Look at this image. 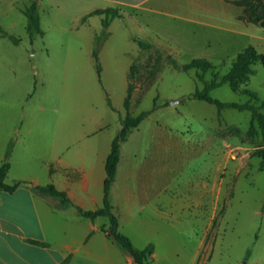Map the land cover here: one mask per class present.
<instances>
[{
    "label": "rangeland",
    "instance_id": "1",
    "mask_svg": "<svg viewBox=\"0 0 264 264\" xmlns=\"http://www.w3.org/2000/svg\"><path fill=\"white\" fill-rule=\"evenodd\" d=\"M33 2L0 0V105L22 108L20 137L31 130L27 139L41 141L47 120L48 136L69 142L66 156L82 152L90 164L107 157L128 113L149 112L121 143L117 192L122 199L127 169L138 167L149 187L145 233L159 244V264H264V135H250V110H219L192 96L224 77L248 45L264 53V42L237 33L248 30L235 19L241 8L151 0L149 9L119 8L113 17L89 15L101 6L88 0H38L41 33L31 37L24 10ZM139 40L153 48L143 51ZM196 58L214 68L183 69ZM253 69L211 96L257 105L244 90L264 100V64Z\"/></svg>",
    "mask_w": 264,
    "mask_h": 264
},
{
    "label": "crops",
    "instance_id": "2",
    "mask_svg": "<svg viewBox=\"0 0 264 264\" xmlns=\"http://www.w3.org/2000/svg\"><path fill=\"white\" fill-rule=\"evenodd\" d=\"M88 1L100 4L97 9H149L146 5L151 0ZM221 1L235 5L233 0ZM240 8L235 19L248 30L237 33L264 42V20L259 24L249 23L241 18L244 11ZM21 109L11 103L0 105V166L6 158L10 162L6 177L8 184L26 183L12 193L0 190V264H61L67 256H70L67 264H134L130 252L108 234L110 223L107 217L92 220L78 211V207L96 210L103 206L105 164L109 154L88 164L85 154L78 152L72 160L66 156L69 142L66 145L56 143L53 134L48 136L47 120L42 124L45 136L41 141L34 142L33 137L27 139L31 130L25 137H20L23 129ZM121 164L120 157L110 196L113 211L119 219V230L129 236L138 249L154 244L155 251L149 264H159L162 258L159 244L145 233V224L150 219L147 213L150 203L148 184L145 178H140L139 168L132 165L127 169L128 183L120 199L117 183ZM48 184L65 192L72 204L64 207L57 198L35 189ZM161 208L159 206L155 214L159 218L165 217L161 216ZM169 218L172 220L171 216ZM30 239L46 242L48 246L34 244ZM197 254L198 248L195 256Z\"/></svg>",
    "mask_w": 264,
    "mask_h": 264
},
{
    "label": "trees",
    "instance_id": "3",
    "mask_svg": "<svg viewBox=\"0 0 264 264\" xmlns=\"http://www.w3.org/2000/svg\"><path fill=\"white\" fill-rule=\"evenodd\" d=\"M233 4L240 6L243 8L244 14L241 16L242 19L246 20L249 23L259 24L262 20H264V1L263 0H233ZM38 0H34L30 7L24 10V13L28 17L29 25L28 31L31 34V37H34L36 34L41 33L40 27V17L37 11ZM111 15L113 17L120 16L119 8H106V9H97L94 10L89 15ZM103 24L105 29H107L110 25V21L108 18L103 20ZM107 33L104 32L103 36H106ZM101 36V37H103ZM102 38H98V42H101ZM15 42H18L15 40ZM139 45L143 51L150 50L153 48V45L149 42L139 40ZM94 57L97 61L98 71H101V66L98 61V52L95 51ZM161 59V54L159 53L157 63H159ZM172 59V58H171ZM257 62H262L264 64V53L258 52L254 45H248L244 48L240 53H238L236 59L233 62L231 70L221 79L215 75L214 79L207 83L203 90H197L192 96L196 99L206 101L208 103L216 105L219 110L225 108H234L240 111L250 110L252 112V120L251 126L249 129L250 135H255L260 130L264 135V100H261L254 92L244 90L248 93L252 99H254L257 103L251 104H240L236 102H223L219 99H216L211 96L210 91L216 87H219L225 83H229L234 88L238 83H243L248 79L252 74H254L253 65ZM158 65L155 66L152 73H155ZM214 68L212 62L208 61L204 58H196L193 59L190 63L183 66L184 70L190 69H199L203 73H207ZM136 64L133 63L130 69L129 74V85H128V95L126 98V106L129 107V101L131 97V93L133 91L134 85L131 82V77L135 74ZM149 112H143L138 116H132L128 113V115L122 120V129L119 134L115 137L112 142L110 153L107 157L105 169H106V179L104 181V204L102 207L96 210H84L78 207L79 213L86 218H90L92 220L97 217H107L109 219L110 228L108 230V234L112 236L116 241H118L134 258V264H149V258L155 251L154 244H149L144 249H138L134 246L132 240L129 236L123 234L119 230V219L118 216L113 211V206L111 203V189L112 185L116 179L118 165L120 162L121 152L120 147L121 143L125 141L129 134L133 129L137 128L141 122L148 116ZM11 147V146H10ZM10 147L7 151V157L10 153ZM261 169L264 168V155L261 162ZM10 169V162L6 158L3 164L0 166V190H4L7 192H14L16 189L26 184L22 181H17L13 184H8L6 182V177L8 171ZM39 192L50 195L52 197L57 198L60 203L66 207L72 204L71 200L68 198L65 192L59 191L53 184H48L46 186H37L35 187ZM103 230L106 231L105 227ZM30 242L38 245L48 246L46 242L30 239ZM70 260V256H67L61 264H67Z\"/></svg>",
    "mask_w": 264,
    "mask_h": 264
}]
</instances>
